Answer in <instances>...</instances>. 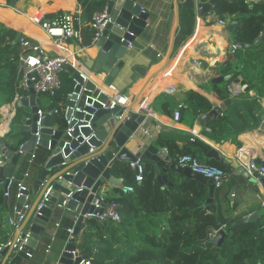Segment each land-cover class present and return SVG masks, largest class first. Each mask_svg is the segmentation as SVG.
I'll return each mask as SVG.
<instances>
[{
    "label": "trees",
    "instance_id": "obj_1",
    "mask_svg": "<svg viewBox=\"0 0 264 264\" xmlns=\"http://www.w3.org/2000/svg\"><path fill=\"white\" fill-rule=\"evenodd\" d=\"M76 1L82 11L80 15L72 14V17L74 24L80 28V46L89 47L95 37L90 22L95 12L104 9V2L103 0ZM209 1L203 0L205 3ZM9 2L10 0H0L2 4ZM65 4L66 0H14V6L19 10L27 11L32 7L31 16L47 9L64 10ZM212 12L222 22L228 18L231 22L238 20L231 32L232 40L253 44L263 31L264 9L260 12L251 11L242 0H213ZM63 13L60 10L56 14L46 13L43 17L52 20L53 17L61 16ZM178 16L175 40L178 37L180 40L175 41L173 53L192 36L195 27L194 10L179 8ZM16 33V29L0 24L1 104L9 102L15 92L17 61L20 53L19 40L15 44L12 43ZM235 56L237 70L224 84L226 86L232 81H238L237 76L241 75L240 81L245 84V88L243 92L230 97L226 92L227 86L225 87L222 97L230 99V104L223 118L212 119L215 131L210 133V136L218 142L229 141L240 147L238 135L244 130L257 128L264 114L261 104L264 99V47L258 43L249 48H235ZM60 89L61 87L54 96L50 97L49 110H53L52 121L65 128L64 111L56 107ZM68 89L71 92L72 87ZM185 95L195 116L210 110V102L201 95L194 91H187ZM26 115L24 107H18L14 119V126L17 129L0 138L4 141L6 149L12 153L18 152L26 139L25 134L20 133L18 129ZM166 145L171 152L177 153L176 158L189 153L200 163H204L203 154L209 149V146L200 140L188 143L186 149L182 151L172 142ZM38 149L35 151L34 160L29 164V177L33 182L43 171L47 159V154ZM258 162L260 163L259 160ZM143 163L145 171L143 179L139 182L134 181V174L128 162L114 165L112 173L119 175L124 185H132L134 189L129 193H122L118 189L116 196L104 200L105 203L114 202L117 205L116 209L120 214L118 221L109 218L99 220L94 217L84 221L80 233L75 238V246L80 254L89 255L92 264H264V210L259 216L234 224L240 217L232 215L235 204L222 208L219 201L223 200L227 203V193L220 194L219 190L226 187L228 181L225 180L220 189H216L214 193L216 203L203 207L208 198L207 185L193 178H189L192 182L187 185L184 179L180 182L172 180L171 183L160 185L150 164L145 160ZM207 163L225 169L214 160H208ZM21 172L13 173L17 181L21 178ZM1 179H3L2 175H0ZM3 195L4 191L0 190V209L3 208ZM72 224V218H65L62 226L68 227ZM211 228H222L221 230L225 232L219 248H213L212 243L204 242ZM62 237L67 238L65 231L62 232ZM6 242L7 236L4 235L0 239V245ZM13 251L10 257L14 254ZM20 258L17 253L13 263H18Z\"/></svg>",
    "mask_w": 264,
    "mask_h": 264
},
{
    "label": "crops",
    "instance_id": "obj_2",
    "mask_svg": "<svg viewBox=\"0 0 264 264\" xmlns=\"http://www.w3.org/2000/svg\"><path fill=\"white\" fill-rule=\"evenodd\" d=\"M139 2L148 13L147 28L137 37L133 46L127 48L122 59H118V62L120 61L123 63L109 87L103 86L102 83L103 78L106 77V73H95L93 68L90 69L85 66V62L88 64L93 61L96 62L97 58H95V56H100L102 54L99 51L100 43L96 49L94 48L98 38L94 40L93 44L89 47L80 46V42H78L76 46L73 43L63 46V48L71 50L74 58L80 62L81 65H77V63L68 58L70 60L69 64L78 68L79 71H83L84 74L88 76L87 78L89 80L95 82V84L100 86L103 90L110 89L113 93L118 94L120 96L119 103H117L118 106H127V104L123 102L124 100H121L122 97V99H129L131 103L128 105H130L131 109L132 105H134V108L141 105L149 109L152 114L145 117V121L140 127L139 136L141 141L166 150L167 155L173 163H176L177 153L169 150L166 145L168 142L174 143L178 147V150L181 151L186 149L185 147L188 143L194 142L195 140H200L207 144L209 149L203 154L204 163L208 162L206 154L211 148L218 150L224 157L230 158L234 160V162H236L235 156L237 155L238 157L239 154H241L240 158L242 161H244L245 156L249 158L252 154H263L264 141H260L256 138L245 139L248 134L260 128V125L255 129L244 130L238 135V140L241 142L240 147H237L229 141L218 142L210 136V133L215 131L212 119L223 118L227 107L224 109L221 117L211 118L202 126L200 125V116L208 111L199 113L195 116L187 103V97L185 95L187 91H194L210 102L212 108L215 105H221V102L226 100L222 97L223 93H225L226 86V92L230 97L243 92L245 84L240 81L241 75L237 76L238 81H232L226 86L224 84L225 81L219 84L213 83V78L216 76L230 73H232L231 75L233 76L237 70L235 65L237 62L235 48L232 46L233 40L231 34L224 29V26L229 24L231 19L228 18L225 22H222L218 20L213 12L201 17L196 15L192 36L183 42L173 53L175 42L173 43L172 37L175 39L179 18L176 14V0H139ZM201 2H203V0H201ZM245 3L251 11L260 12L264 9L263 1L255 3L247 1ZM0 6L7 7L5 3H0ZM65 6H69L70 9H47L41 12L43 15L46 13L56 14V12L61 10L64 13L81 14V7L76 0H66ZM30 8L32 7H29V9ZM29 9H27V11L17 10L16 12H20V14H24L26 17L31 14V12L28 11ZM57 16L53 17L52 20ZM218 22H221L224 26H219ZM4 23L7 24L5 21ZM11 27L14 28V26ZM14 29L17 30V28ZM24 32L27 33V30ZM172 43L173 48L170 55ZM259 43L264 47V41ZM57 52L62 53L59 50ZM78 52L83 53L85 58H80L77 54ZM52 54H56V52ZM194 60H199L201 65L196 66ZM142 70H146V73L145 77L140 79L137 77V73ZM60 79L61 89L58 93L59 101L56 107L64 109L63 103L66 100L67 94L70 92L68 87L71 86L73 88V81L70 78L69 72L66 70L61 72ZM64 85L66 88H64ZM168 87L173 88L171 94L165 93ZM236 89H238V91L233 93ZM107 94H109V92H107ZM251 94H253V92H251ZM50 97L51 96L45 94H37L36 103L40 110L49 111V106L51 105ZM261 104L264 108V99H262ZM179 105H182L179 109L180 117L175 119L174 111L177 110ZM28 110V107H24L25 112H28ZM50 119L52 121V115ZM52 126L54 128H61L57 122L53 121ZM206 128H208V130H206ZM16 129L13 123V130ZM27 137L28 135L25 134V138ZM38 150L46 153L48 159L50 153L47 149L39 147ZM30 155L29 153L21 154L13 173L16 171L21 172L25 168L21 172L20 180L24 181L27 186L30 193L29 198H33L32 189L35 182L29 177L30 173L28 177H23L25 171H30L29 164L32 162H29ZM258 160L260 161L259 158H257L256 161L258 162ZM150 166L153 170V166ZM111 174L118 179V184H109L106 182L100 188L97 196L104 200L116 196V190L124 185V181L119 175L115 173ZM166 174L168 176L167 183H171L172 180L180 182L183 179L186 185L192 182L182 173L170 168L167 170ZM4 180L3 177V179L0 180V184H2ZM227 181V189L233 186L234 191L232 193L233 195H231V200L227 199V203L226 201L219 200L222 208L235 204L236 207L232 212L233 216H240L239 218H241L253 212H256L257 216H259L261 211H263L260 206L262 183L259 184V182L254 180L250 175L245 178L240 175L229 174L228 172L226 182ZM0 190L4 191L2 188H0ZM5 198H7L6 202ZM16 203L17 196L14 189H11L10 196L5 197L3 195V208L0 209V239L6 235V243L13 240L16 231L9 222L10 212L14 211ZM215 203L216 200L214 198L213 204ZM76 216L77 215L64 208L56 207L51 214L49 224L45 228L37 248L32 252V256L27 258L21 256L16 264H55L57 256L61 254L64 246L67 244V238L64 239L62 237V232L65 231V227L62 226L63 220L65 218L74 219ZM86 219L87 217H84V221ZM56 223L60 225L56 227ZM47 245H50L48 252L45 249ZM0 256L2 257V255Z\"/></svg>",
    "mask_w": 264,
    "mask_h": 264
},
{
    "label": "water",
    "instance_id": "obj_3",
    "mask_svg": "<svg viewBox=\"0 0 264 264\" xmlns=\"http://www.w3.org/2000/svg\"><path fill=\"white\" fill-rule=\"evenodd\" d=\"M248 1L253 3L264 2V0ZM103 2L107 13V21L98 37L100 39L99 51L102 54L95 56L97 58L96 62L93 61L89 64L85 62V66L90 69L93 68L95 73H106L102 83L103 86L107 87L112 84L113 79L121 69L123 62H118V59H122L129 47V43L133 46L137 37L147 28L148 13L144 10L139 0H103ZM212 3L213 0L206 3L201 2V0H176V14L178 16L179 8H189L194 10L197 16L201 17L212 13ZM236 23H238V20L232 21L226 26L221 22H218V25L224 26V29L231 34ZM22 32V30L17 29L13 44L20 39ZM179 40L180 37L176 40L172 37L173 43ZM261 41H264V28L253 44H244L233 40L232 46L234 48H249ZM72 42L75 46L77 45L76 41L67 40L68 44ZM63 68L69 72L74 84L63 103V107L66 108L64 118L66 120L70 118L71 107L74 106L80 110L86 109L89 112H94V118L92 119L94 136L84 141L83 137H88L92 132L89 128L78 130L75 127L71 132V136L64 132V128H54L50 119L53 110L41 111L38 114L40 108L36 103L37 94L33 89L29 90L28 96L21 98L18 106L29 108L19 128L20 133L28 135L21 144V151L31 154L37 148L42 147L47 149L50 155L43 171L33 186V198L27 199L30 194L29 190H22L21 195L17 197L14 211L10 212V218L16 220L17 215L15 212L21 210L24 204L29 206V209L24 214V219L14 233L11 245L2 248L0 264L6 263L19 235L23 237L26 232H29L22 250L18 252L20 256L27 258L25 253H32L37 248L45 228L49 224L51 214L56 207L64 208L74 213L77 215V221L71 235L72 237L64 246L61 254L57 256L55 264H78L82 258H89L87 254L81 256L73 255L72 252L76 250L75 238L84 225V215L97 211L101 212V210L94 207L100 188L106 182L118 184V179L112 176L111 173L114 165L119 162H129L135 160L136 157H141L153 166L154 176L160 185L167 183L168 176L166 173L169 168L176 170L187 178H193L207 185L208 198L205 200L203 207L207 204L212 205L214 201L216 188L212 179L194 173L188 168L179 167L176 163L171 162L166 150L141 141L139 131L145 121L143 113L132 112L130 105L122 108L118 105L112 109L102 108L100 102H106L109 99V96L103 92L104 90L89 79L85 81L83 74L78 68L71 66L69 63H64ZM231 77L232 75L229 74L222 78L221 82L227 81ZM78 94L80 95L79 98H77ZM85 102L92 104L97 110L94 111L93 108L85 106ZM229 104L230 99H226L223 100L221 105L213 106L207 113L200 116V125L203 126L211 118L221 117L224 109ZM123 109H125L124 112ZM83 117L84 115L81 112L75 111L71 126L76 123V119L80 120ZM38 126L40 127L38 130L39 134L36 136L35 133ZM0 154H3L2 160L5 161L6 159L5 166L0 167V175L5 179L4 183L0 184V188L5 189L8 182L6 177L11 176L15 171L21 154L7 150L3 140H0ZM206 157L208 160L218 162L229 174L248 177L243 167L239 166L234 160L224 157L214 148L207 152ZM260 182L264 186V178ZM233 191L234 187L230 186L228 189L226 187L220 189L219 193H227V199L231 200ZM46 192L47 194L43 198ZM6 201L7 198H5ZM39 205L40 207L38 208ZM256 216L257 213L253 212L248 216L238 218L234 224L245 222ZM224 236L225 232L220 230L212 242V247L219 248Z\"/></svg>",
    "mask_w": 264,
    "mask_h": 264
},
{
    "label": "built area",
    "instance_id": "obj_4",
    "mask_svg": "<svg viewBox=\"0 0 264 264\" xmlns=\"http://www.w3.org/2000/svg\"><path fill=\"white\" fill-rule=\"evenodd\" d=\"M244 3L248 0H242ZM144 11V10H143ZM142 11V12H143ZM32 22L38 25L48 36V38L58 46H67V40L71 39L72 41H76L77 43L81 40V32L79 26H76L74 24V19L72 17V14L64 13L61 15V17L57 20L56 18L54 20L46 19L43 17L42 13L34 14L31 18ZM107 21V13L105 9H103L101 12H95L93 14L92 20L90 22V27L94 30V40H96L103 29V26L105 22ZM79 25V24H78ZM20 42V53L18 55V61H17V70H16V78H15V92L13 98L4 104H0V138H3L8 133H10L13 130V123L15 119V115L17 112L18 103L20 102L21 98L24 96L29 95V90L33 89L36 94H45L48 96H54L58 89L61 87V79L60 74L64 70L63 64L64 63H70V60L68 57H66L62 53H58L57 48L53 45H49L47 43H43L41 40L36 38L35 36H32L31 34L22 32V36L19 39ZM73 43V42H72ZM71 43V44H72ZM70 44V45H71ZM129 47H131V43H129ZM53 52H56V54H52ZM194 63L196 66L201 65L199 60H194ZM83 74V78L86 81L88 79L87 75L84 74L83 71H80ZM74 87V84H73ZM109 87V86H108ZM171 87H168L165 91L166 94L172 93ZM238 89L234 90L233 93H236ZM105 94L107 92L103 91ZM109 96V99L106 102H100L102 108H108L112 109L117 103H119V95L114 94V96H111V94H107ZM79 94L78 97L79 98ZM77 102V101H76ZM85 106H88L89 108H93L94 111L97 109L92 106V104L84 103ZM128 105V104H127ZM121 106L122 107H125ZM141 106V105H139ZM182 105H179L177 110L174 111V118L178 119L180 117L179 109ZM145 107V106H144ZM146 108V107H145ZM131 109V108H130ZM81 112L84 117L80 120L76 119V123L71 126V122L74 119L73 113L75 111ZM132 112L137 113H143V115L146 117L151 113V111L146 112L145 110H133ZM149 110V109H147ZM42 110L38 111V114L41 113ZM64 114L66 111V108L63 109ZM125 109H123V112ZM94 118V112H89L86 109H77L75 106L71 107V115L69 119H65L66 126L64 128V132L71 136V132L76 127L78 130L81 128H89L92 132L88 137H83L84 141H87L89 138L94 136L93 131V123L92 119ZM39 124V122H37ZM35 133L36 136H38V130ZM21 146L19 147L18 152L22 154ZM92 150V149H91ZM3 154H0V167L5 166V161L2 160ZM250 156V155H249ZM35 158V151L31 153L29 162L33 161ZM257 158L260 159V163L257 162ZM246 162V169L247 172L251 177H254L259 184H261L260 180L264 178V152L263 154L257 155L252 154L251 157L245 156ZM176 164L181 168H188L194 173L201 174L202 176L212 179L215 188H220L224 181L227 179V171L223 169L222 167L218 165H214L211 163H200L197 161L196 157L189 153H184L182 155H179L176 158ZM130 170L134 174V181L139 182L143 179V173L145 171V166L143 163V159L141 157H136L135 160L128 162ZM29 171H25L23 173V177H28ZM8 180L7 185L4 189V196L8 197L11 194V189L15 188L16 196L18 197L21 195V191L27 189V186L25 185L24 181L18 180L15 178V176L12 174L9 177H6ZM5 181V180H4ZM4 182H2L3 184ZM15 185V187H14ZM132 185H123L121 186L120 190L122 193H129L133 191ZM47 192L43 195V198H45ZM233 195V194H231ZM29 197L27 196V199ZM104 204V205H102ZM260 206L261 209L264 210V186L262 187L261 191V197H260ZM40 205L38 206V208ZM94 207L98 210H101V212H93L88 213L84 215V217L87 218H98L99 220H105V219H111L113 221H118L120 219V214L117 211V205L114 202H110L108 204H105L104 199L101 197H98ZM29 209V206L27 204H24L22 209L15 212L17 215L16 220L13 218H9L10 224L14 227V229H17L19 227L20 222L24 219L25 212ZM77 216L73 219V224L71 226L65 227V231L67 233V239L68 242L69 239L72 237V233L74 231V227L76 225ZM60 224L56 223L55 226L58 227ZM222 228H211L207 234V238L204 242L212 243L218 232ZM21 234V233H20ZM29 236V232H26L23 237L19 235V237L16 239L15 244L13 245V252L12 256L8 257L5 264H14L13 258L15 255L22 250V246L25 244L27 237ZM11 242H8L4 245L0 246V252L3 247L10 246ZM46 251L48 252L50 249V245L46 246ZM74 256L78 255L81 256L76 248L75 251L72 252ZM27 257H31L32 253H25ZM2 257L0 256V260ZM78 264H92L90 258H82Z\"/></svg>",
    "mask_w": 264,
    "mask_h": 264
},
{
    "label": "bare ground",
    "instance_id": "obj_5",
    "mask_svg": "<svg viewBox=\"0 0 264 264\" xmlns=\"http://www.w3.org/2000/svg\"><path fill=\"white\" fill-rule=\"evenodd\" d=\"M6 5H7V7H1L0 6V16H1V20H4L7 23V25L14 26L17 29L22 30V31L23 30L26 31L25 28H28L29 29V30H27V33L28 34H31L32 36H35L36 38H38L39 40H41L43 43H47L49 45L55 46L66 57H68L69 59H71L73 62L77 63V65H81L80 62H78L74 58V55L71 53V50L70 49H65V48H63L61 46L55 45L48 38V36L45 34V32L38 25H36L35 23L32 22V20H31L32 16L31 15L25 17L24 14H20L19 11H18L19 13H17L16 12L17 9L14 8V0H10L9 5L8 4H6ZM69 9H70L69 6H64V10H69ZM30 10L31 9H29L28 11H30ZM99 41H100V39H98V41L96 42V45H94V48L95 49L99 46V43H100ZM77 54L80 56V58H85V55H83V53L78 52ZM145 73H146V70L139 71L137 73V77H139L140 79H143L145 77ZM230 74H232V73H230ZM228 75L229 74L216 76L215 78H213V83H215V84L221 83V79L224 78V77H226V76H228ZM187 85L189 86L188 82H187ZM105 90L107 92H109L111 94V96H114L115 93H113L110 89H105ZM121 100L122 101L124 100L123 102L126 103V104H130L131 103L129 101V99H126V98L125 99H122V97H121ZM222 103L223 102H221V104ZM133 106L134 105H132V109L133 110H138V109L140 110V108H141V109L145 110L146 112H149V110H147L144 106H140V107L137 106L135 108ZM252 138L253 139L256 138V139H258L260 141H264V130L262 128H258L256 131H254L251 134H248L245 137V139H252ZM240 156H241V154H239L238 157L236 155L235 156V161L239 164V166L243 167L244 170L246 171V173L249 175V173L247 172V169H246V162L247 161L245 159H244V161H242V159L240 158ZM252 178L254 180H256L254 177H252Z\"/></svg>",
    "mask_w": 264,
    "mask_h": 264
},
{
    "label": "rangeland",
    "instance_id": "obj_6",
    "mask_svg": "<svg viewBox=\"0 0 264 264\" xmlns=\"http://www.w3.org/2000/svg\"><path fill=\"white\" fill-rule=\"evenodd\" d=\"M4 7V6H3ZM16 8V7H15ZM17 9V8H16ZM17 10H19V9H17ZM42 13V12H41ZM64 14V13H63ZM61 16H57L56 17V19L58 20L59 18H60ZM0 24H2L3 26H5V27H9L10 28V26L9 25H7V24H5L4 22H0ZM14 28H16V27H14ZM26 30H29L28 28H25ZM224 82V81H223ZM64 88H66L65 87V85H64ZM1 104V103H0ZM260 128H262L263 130H264V114H263V117H262V120H261V124H260Z\"/></svg>",
    "mask_w": 264,
    "mask_h": 264
}]
</instances>
